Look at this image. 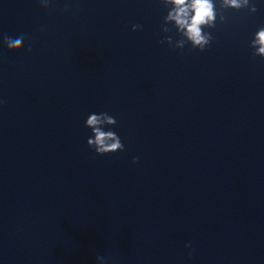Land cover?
<instances>
[{
  "label": "clouds",
  "instance_id": "1",
  "mask_svg": "<svg viewBox=\"0 0 264 264\" xmlns=\"http://www.w3.org/2000/svg\"><path fill=\"white\" fill-rule=\"evenodd\" d=\"M227 3L228 0H225ZM173 3L177 5V8L175 10V14L169 15L170 19L176 20V23L180 25V27L187 26V32L189 34L190 39L193 40L194 43L199 44L202 42L203 37L200 35V25L205 24L208 22V20L213 18V12H212V4L210 3V0H193L191 4V8L194 10V16L191 18V23L188 24L186 19L184 18L187 15V9L185 7H182L185 5V0H173ZM231 3L234 6H238L237 0H231ZM4 42L7 43L9 48L12 49H18L23 43V36L12 38L7 35L3 37ZM257 42L261 45H264V30H262L260 33H258ZM31 51V49H29ZM259 51L261 53H264V46H262ZM109 123H112L113 121L109 119ZM101 123V118L97 115H92L87 120V125L92 127V130L95 134V140L89 139L88 144L89 145H97L96 148L97 152H109V151H115L122 147L121 143L119 142L118 138H115L114 142L108 143L109 140H113L114 133L112 132H102L97 125ZM139 157H135L133 159V162L135 163L136 160H138Z\"/></svg>",
  "mask_w": 264,
  "mask_h": 264
}]
</instances>
